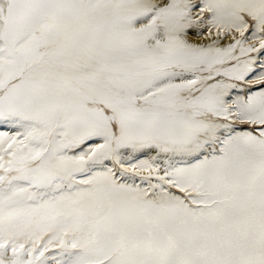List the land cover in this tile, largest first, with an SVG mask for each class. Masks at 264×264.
<instances>
[{"label": "snow or ice", "instance_id": "1", "mask_svg": "<svg viewBox=\"0 0 264 264\" xmlns=\"http://www.w3.org/2000/svg\"><path fill=\"white\" fill-rule=\"evenodd\" d=\"M0 264H264V0H0Z\"/></svg>", "mask_w": 264, "mask_h": 264}]
</instances>
